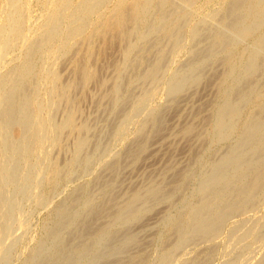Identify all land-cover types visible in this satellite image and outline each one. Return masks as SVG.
I'll list each match as a JSON object with an SVG mask.
<instances>
[{"label": "rangeland", "instance_id": "1", "mask_svg": "<svg viewBox=\"0 0 264 264\" xmlns=\"http://www.w3.org/2000/svg\"><path fill=\"white\" fill-rule=\"evenodd\" d=\"M120 10L126 41L113 26ZM263 21L264 0H0V115L10 95H24L28 113L52 128L38 152L16 142L29 140L22 122L0 132V264L261 262L264 186L218 235L186 231L185 246L177 231L224 154L240 149L243 160L223 170L231 188L262 165L264 128L245 139L250 121L264 120ZM133 192L145 197L138 212L111 217ZM250 220L259 231L235 245L232 230Z\"/></svg>", "mask_w": 264, "mask_h": 264}, {"label": "bare ground", "instance_id": "2", "mask_svg": "<svg viewBox=\"0 0 264 264\" xmlns=\"http://www.w3.org/2000/svg\"><path fill=\"white\" fill-rule=\"evenodd\" d=\"M68 3V2H67ZM65 4V3H64ZM143 4V3H142ZM150 5V4H149ZM162 5V4H161ZM163 6V5H162ZM145 7V6H144ZM144 7L142 9H144ZM148 7V6H146ZM145 7V8H146ZM159 8V7H158ZM116 10V9H115ZM146 10V9H145ZM160 10V9H159ZM66 11V10H65ZM57 12V11H56ZM135 13V12H133ZM16 14V13H15ZM3 15V14H2ZM77 15V14H76ZM126 15L124 13L123 10H120V12L117 13L115 19H114V23H113V26H115L118 31L120 32L119 34H121V39H123V41H126V37H127V34L124 32L125 29H122V24H123V19L125 18ZM137 16V15H136ZM139 16V15H138ZM135 15L133 16V19H134ZM242 17V16H241ZM138 18V17H137ZM55 19V18H54ZM135 21V20H134ZM264 22V21H263ZM109 27V26H108ZM19 28V27H18ZM75 29V28H74ZM135 32V31H134ZM16 33V32H15ZM48 33V32H47ZM46 33V35H47ZM53 33V32H52ZM126 34V36H123V34ZM1 34V32H0ZM20 35V34H19ZM58 35V34H57ZM135 35V34H134ZM6 36V35H5ZM40 37V36H39ZM47 37V36H46ZM50 37V36H49ZM58 37V36H57ZM140 37V36H139ZM41 38V37H40ZM12 39H13V36H12ZM15 39V38H14ZM51 39V38H50ZM6 41V40H5ZM128 47L130 48V46L127 45V49ZM213 47V46H212ZM260 47V46H259ZM1 49V47H0ZM126 49V51H127ZM180 49V48H179ZM129 50V49H128ZM29 52V51H28ZM30 54V53H29ZM254 62V61H253ZM252 62V63H253ZM164 63V62H163ZM46 65V64H45ZM28 66V65H27ZM23 67L21 69H19L18 72L20 73H25L26 70H28V67ZM161 66V65H160ZM164 66V65H163ZM21 67V66H20ZM40 67V66H39ZM156 68V67H155ZM196 68V67H195ZM162 69V68H161ZM49 71V70H48ZM155 71V70H154ZM248 71V69L246 70ZM239 72V71H238ZM4 75V74H3ZM14 75V74H13ZM28 74H26L27 76ZM55 75V74H54ZM243 75V74H242ZM18 77H21L20 75H17ZM86 76V75H85ZM91 76V75H90ZM89 76V77H90ZM54 77V76H53ZM15 78V77H14ZM152 78V77H151ZM90 79V78H89ZM253 79V78H252ZM10 80H12L10 77H6L5 80H3V82L5 84H7L8 82H11ZM16 80V79H15ZM3 83V84H4ZM12 83V82H11ZM26 83V82H25ZM1 84V82H0ZM37 85V84H36ZM38 86V85H37ZM71 86V85H70ZM254 86V85H252ZM5 87V86H4ZM12 87V86H11ZM14 87V85H13ZM36 87V86H35ZM58 87V86H57ZM3 88V87H2ZM247 88V87H246ZM4 89V88H3ZM11 90V88H10ZM15 90V89H14ZM20 90V89H19ZM152 90V89H151ZM155 90V89H154ZM171 90V89H170ZM2 91V90H0ZM5 91V90H4ZM27 91V90H26ZM60 91V90H59ZM62 91V90H61ZM244 91V90H243ZM6 92V91H5ZM9 92V90L7 91ZM246 92V90H245ZM12 93V92H10ZM30 93V92H28ZM39 93V92H38ZM242 93V92H241ZM244 93V92H243ZM252 93V92H251ZM254 93V91H253ZM13 94V93H12ZM65 94V93H64ZM15 95V94H14ZM22 95V94H21ZM20 95V96H21ZM149 95V94H148ZM11 98L9 99V101L7 102V107L5 109V111L3 110V113L0 115V132H3L5 129V127L7 126H10L12 125V123H16L19 121L23 123L24 125V132H28L29 133V140L25 141L24 139V136L23 134L20 133V135L18 136V140L16 142H18L19 144L21 143H24V145L26 146V144H31L30 148L33 152H38V151H41L43 150V142L44 141H48L46 140L47 136H48V129L50 130L51 128V123L48 122V124L46 122H41L39 121L38 119H35L30 113H28V105H31V97H27V96H22L20 99L16 96H12L10 95ZM9 96V97H10ZM19 96V95H18ZM19 96V97H20ZM66 96V95H65ZM240 96V95H239ZM6 97V96H5ZM35 97V96H34ZM64 97V96H63ZM244 95L242 94L240 97H238V99L240 98H243ZM246 97V96H245ZM2 98V97H1ZM8 98V97H7ZM5 98V99H7ZM31 98V99H30ZM62 98V97H61ZM233 98V97H232ZM63 99V98H62ZM70 99V98H69ZM244 99V98H243ZM2 100V99H0ZM2 101H5V100H2ZM33 101V100H32ZM37 101V100H36ZM233 101V100H232ZM235 101V100H234ZM239 101V100H238ZM49 102V101H48ZM67 103V102H66ZM144 103V102H143ZM232 102H230L228 105H226L224 107V109L221 110V115H220V120H219V125L220 127L224 128L225 127V124H229L228 122H226L225 120H229L227 118H230L234 115L235 113V109H234V106L236 105L234 102V104L232 103L233 106H231ZM6 104V103H5ZM39 104V103H38ZM42 103H40V106H41ZM49 104V103H47ZM64 104V103H63ZM238 104V103H237ZM139 105V104H138ZM141 107V106H140ZM58 108V107H57ZM237 109V108H236ZM30 111V110H29ZM32 111V110H31ZM48 111V109H47ZM56 111V110H55ZM1 113V112H0ZM41 113V112H40ZM54 113V112H53ZM264 113V112H263ZM71 115V114H70ZM219 115V114H218ZM260 115V114H259ZM264 115V114H263ZM253 116V115H252ZM257 116V115H256ZM66 117V116H65ZM236 117V116H235ZM43 118V117H42ZM219 118V117H218ZM254 118V117H253ZM69 119V118H68ZM234 119V118H232ZM231 120V119H230ZM229 120V121H230ZM254 121H250L251 124H249L250 126H248V132H247V135H246V139L245 141L247 140H251L253 139L256 135H260V133H262L263 131V128H264V120L262 119V116L258 117L257 118H254L253 119ZM68 122H71V124L73 125V115L70 116V120H66ZM226 122V123H225ZM70 124V123H69ZM70 124V125H71ZM226 124V125H227ZM60 125V124H59ZM55 126V125H54ZM61 126V125H60ZM56 127V126H55ZM59 127V126H58ZM22 128V127H21ZM76 128V127H75ZM52 129V128H51ZM81 129V128H80ZM74 130V128H73ZM189 130V129H188ZM247 131V130H246ZM23 132V130H22ZM17 133V132H16ZM50 134V133H49ZM1 135V133H0ZM3 135V134H2ZM1 135V137H2ZM50 136V135H49ZM263 136V135H262ZM46 137V138H45ZM219 137V136H218ZM242 139V138H241ZM58 140V139H57ZM2 142V141H1ZM54 142V141H53ZM83 142V141H81ZM260 142V141H259ZM258 142V143H259ZM8 143V142H7ZM1 144V143H0ZM246 144V143H245ZM5 145L7 146V144L5 143ZM240 145V144H239ZM251 145V144H250ZM9 146L11 147V149H14L15 146H16V143L14 141H10L9 142ZM22 146V145H21ZM78 146V145H77ZM81 146V145H80ZM83 146V145H82ZM238 146V145H237ZM20 147V146H19ZM241 147H243L241 145ZM4 148V146H3ZM6 148V147H5ZM7 148H9L7 146ZM231 148V147H230ZM19 149V148H18ZM29 149V147H28ZM46 149V148H45ZM236 149V148H235ZM254 149V148H253ZM257 149V148H256ZM255 149V150H256ZM15 150V149H14ZM30 150V151H31ZM240 149H237V151H230L226 154L223 155L222 159H220L219 163H217L216 166H214V170L212 172V174L206 179V183H205V187L203 189V191H205V197L204 199L202 200L201 203H199V205L197 204L196 208L194 210V213L193 215L191 216L192 219L188 220L187 222V227L186 228H180L177 232V238L178 240L185 246H186V242L188 241V237L185 238L184 237V234L186 231H189L191 232V234L194 236V237H197V238H201V239H204V238H207L208 236H211V235H215L217 233H219V229L221 226H223V222L225 219L228 218V216H231V214L233 212H235V210L237 211V209H240L242 207H245V206H249L250 203H252L256 197V193L264 186V147L261 146V149L260 150H256L255 154V158H257L261 163L262 165L260 166V169L252 176V177H249L248 174L247 176L249 177V180L251 178V180L247 182V184L245 185H242L240 184V186L238 187H234V188H231L229 187V184L226 183V182H221L222 181V178L221 176L223 175V170L225 167H228V166H233V167H236V169L242 165V156H241V153L239 151ZM17 151H21L22 150H17ZM26 151V150H25ZM24 151V152H25ZM242 151V150H241ZM251 151V150H250ZM3 152V150H2ZM13 152V150H12ZM252 152V151H251ZM32 153V152H30ZM29 153V154H30ZM41 153V152H40ZM254 153V152H253ZM9 155V153L6 152V155ZM254 154V155H255ZM2 155V154H1ZM14 155V154H13ZM17 155H20V152L19 154ZM36 155V154H35ZM38 155V154H37ZM253 155V154H252ZM23 158V157H22ZM46 158V157H45ZM1 159V158H0ZM38 160V159H37ZM249 160V158H248ZM253 160V159H252ZM255 160V159H254ZM28 161V160H27ZM2 162V161H1ZM2 163H5V162H2ZM1 163V164H2ZM258 163V162H257ZM215 165V164H213ZM246 165V163H245ZM249 166V165H248ZM6 167V166H5ZM5 167H3V169H5ZM242 167V166H241ZM230 168V167H229ZM2 169V170H3ZM54 169V168H53ZM7 169H5L6 171ZM9 170V169H8ZM12 170V169H11ZM248 170V168H247ZM10 171V170H9ZM225 171V170H224ZM244 171V170H243ZM249 171V170H248ZM254 171V169H253ZM256 171V169H255ZM7 172V171H6ZM5 172V173H6ZM249 173V172H248ZM246 174V173H245ZM9 175V174H8ZM236 175V174H235ZM242 175V174H240ZM250 175V174H249ZM11 176V174H10ZM208 176V175H207ZM228 176V175H227ZM239 176V175H238ZM246 176V175H245ZM246 176V177H247ZM243 177V176H242ZM9 179V178H8ZM7 179V181H8ZM15 179V178H14ZM35 179V178H34ZM37 180V179H36ZM3 181V180H1ZM11 182V181H10ZM9 182V183H10ZM2 183V182H0ZM36 183V182H35ZM233 183V182H232ZM236 183V182H235ZM245 183V182H244ZM8 184V183H7ZM239 185V184H238ZM237 186V185H236ZM2 188V187H1ZM155 189H150L148 191V194L147 195H151V194H156ZM139 193V192H138ZM162 193V192H161ZM0 194H2L0 192ZM133 195L128 199L126 200L125 203H123L122 206H119V208L117 210H115L116 212L111 215V217L115 216V217H120L122 213H125V212H128V213H135L136 211L138 212L137 210V206L139 205L138 203L140 201H142V196L141 194H137L135 192L132 193ZM227 194H230V197L229 198H226V195ZM131 195V194H130ZM158 196V195H157ZM129 197V196H128ZM151 197V196H150ZM259 197V196H258ZM145 198V197H144ZM143 198V199H144ZM78 200V199H77ZM145 200V199H144ZM148 200V199H147ZM258 201V200H257ZM2 202V201H1ZM4 202V201H3ZM65 202V201H64ZM106 202V201H105ZM118 202V201H117ZM91 203V202H90ZM111 203V202H110ZM102 204V203H101ZM255 204V202H254ZM76 205V204H75ZM97 205V204H96ZM141 205V204H140ZM139 205V206H140ZM259 205V204H258ZM107 206V205H106ZM111 206V205H110ZM138 206V207H139ZM100 207V206H99ZM12 208V207H11ZM110 208V207H109ZM141 208V207H140ZM251 208V207H250ZM13 209V208H12ZM66 209V208H65ZM103 209V208H102ZM106 209V208H105ZM139 209V208H138ZM58 210V209H57ZM109 210H114V209H109ZM18 211V210H17ZM94 211V210H93ZM99 211V210H98ZM141 211V210H140ZM58 212V211H56ZM61 212V211H60ZM97 212V211H96ZM107 212V211H106ZM111 212V211H109ZM136 212V213H137ZM193 212V211H192ZM6 213V212H5ZM8 213V212H7ZM70 214V213H69ZM110 214V213H109ZM58 215V213H57ZM135 215V214H134ZM12 216V215H11ZM21 216V215H20ZM19 216V217H20ZM105 216V215H104ZM136 216V215H135ZM71 217V216H70ZM110 217V216H109ZM132 217V215H131ZM232 217V216H231ZM97 218V217H96ZM252 219V218H251ZM92 220V219H91ZM94 220V219H93ZM108 220V219H107ZM117 220H120V219H117ZM170 221L172 219H169ZM63 221V220H62ZM90 222V221H89ZM92 222V221H91ZM91 222L89 224H91ZM107 222V221H106ZM172 222V221H171ZM175 222V221H174ZM177 222V221H176ZM175 222V223H176ZM69 223V222H68ZM184 223V222H183ZM262 223V222H261ZM74 224V223H73ZM78 224V223H77ZM223 224V225H222ZM75 225V224H74ZM177 225V224H176ZM73 226V225H72ZM99 226V225H98ZM110 226V225H109ZM10 227V226H9ZM61 227V226H60ZM106 227V226H105ZM105 227L104 226H101L98 228V233L100 234H103L105 232ZM258 227H259V223H253L250 222L248 224H244V225H241V226H238L236 228H234V237H233V241H234V244L236 245V243H240L242 241H246V238L247 237H250L252 235L250 234H257V231L258 230ZM4 228V227H3ZM2 228V229H3ZM58 228V227H57ZM110 228V227H109ZM179 228V227H178ZM7 229V228H5ZM65 229V228H64ZM93 229V228H92ZM95 229V228H94ZM93 229V230H94ZM10 230V229H9ZM63 230V229H62ZM86 230V229H85ZM6 231V230H5ZM90 232V231H88ZM95 232V231H94ZM93 232V233H94ZM96 232V233H97ZM107 232V231H106ZM115 232V231H114ZM188 232V233H189ZM6 233V232H5ZM4 233V234H5ZM92 233V234H93ZM91 234V235H92ZM1 235V234H0ZM3 235V234H2ZM80 235V234H79ZM85 235V234H83ZM89 235V233H88ZM218 235V234H217ZM249 235V236H248ZM192 236V237H193ZM261 236V235H260ZM79 237V236H78ZM218 237V236H217ZM2 238V236H1ZM0 238V239H1ZM11 238V237H10ZM77 238V237H76ZM75 238V239H76ZM132 237L130 236H127L124 241L126 242L127 240L131 239ZM191 238V237H190ZM215 239V237H213ZM52 239V238H51ZM90 239V238H89ZM98 239V238H97ZM93 240V239H92ZM107 240V239H106ZM190 240V239H189ZM194 240V239H193ZM252 240V239H251ZM201 241V240H200ZM262 241V240H261ZM85 242V241H84ZM179 244V242H177ZM195 243V242H194ZM232 243V242H231ZM71 244V243H70ZM77 244V243H75ZM181 244V245H182ZM81 245V244H80ZM87 245V244H86ZM182 245V246H183ZM232 245V244H231ZM238 245V244H237ZM255 245V244H254ZM73 246V245H72ZM71 246V247H72ZM75 246V245H74ZM192 246V245H191ZM240 246V244L238 245ZM77 247H81V246H78ZM89 247V246H88ZM189 247V246H188ZM231 247V246H230ZM70 248V246H69ZM68 248V249H69ZM74 250L76 247H73ZM182 248V247H181ZM232 248H233V245H232ZM66 249V248H64ZM87 248H85V246H82V249L80 252H83V250H85ZM231 249V248H230ZM234 249V248H233ZM38 250V249H37ZM191 250V249H190ZM232 250V249H231ZM76 251V250H75ZM74 251V253H75ZM173 251V250H172ZM244 251V250H243ZM72 253V252H71ZM79 253V252H78ZM173 253V252H172ZM211 253V252H210ZM76 254V253H75ZM88 254V253H87ZM184 254V253H183ZM196 254V253H195ZM194 254V255H195ZM232 254V253H231ZM169 255V254H168ZM186 255V254H185ZM184 255V256H185ZM234 255V254H232ZM32 256V255H31ZM63 256V255H62ZM71 256V255H70ZM173 256V254H172ZM40 256H38L39 258ZM169 257V256H168ZM166 257V258H168ZM171 257V256H170ZM169 257V258H170ZM65 258H66V255H65ZM35 259V258H34ZM51 259V258H50ZM56 259V258H55ZM54 259V260H55ZM176 259V258H175ZM185 259V258H184ZM226 259V257H225ZM251 259V258H249ZM248 260V259H247ZM57 261V260H56ZM63 261V260H62ZM170 261V260H168ZM182 261V260H181ZM243 261V260H242ZM241 261V262H242ZM172 262V261H171ZM204 262V261H203ZM246 261H244V264H245ZM259 262V261H258ZM68 263V262H67ZM148 263V262H147ZM260 264H264V259L259 262ZM258 263V264H259ZM170 264H173V263H170ZM174 264H180L179 260H176L174 262ZM257 264V263H256Z\"/></svg>", "mask_w": 264, "mask_h": 264}]
</instances>
